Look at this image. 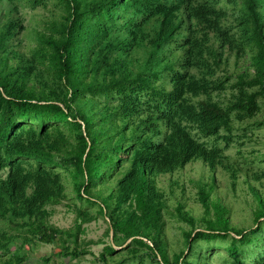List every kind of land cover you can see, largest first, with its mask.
<instances>
[{
	"label": "trees",
	"instance_id": "16d2710c",
	"mask_svg": "<svg viewBox=\"0 0 264 264\" xmlns=\"http://www.w3.org/2000/svg\"><path fill=\"white\" fill-rule=\"evenodd\" d=\"M222 1L0 0V264L79 259L92 244L95 264H210L198 241L215 238L230 239L231 264H264L240 258L261 241L263 172L220 147L264 108V0ZM22 4L50 15L28 26ZM195 164L187 197L173 177ZM217 173L233 191L242 177L251 225L232 223ZM65 181L95 211L74 204L58 227ZM98 215L107 242L81 237ZM166 218L185 224L171 254ZM42 243L50 256L31 261Z\"/></svg>",
	"mask_w": 264,
	"mask_h": 264
},
{
	"label": "rangeland",
	"instance_id": "374dc122",
	"mask_svg": "<svg viewBox=\"0 0 264 264\" xmlns=\"http://www.w3.org/2000/svg\"><path fill=\"white\" fill-rule=\"evenodd\" d=\"M48 1L47 9H55V2H53V0ZM222 2L225 3V0ZM221 5H223V3H221ZM19 8L21 13H23L24 23L28 26L35 24L42 15H50L49 10L40 6L32 9L29 5L22 4ZM2 13L3 9L0 6V15ZM244 122L246 123V126L243 125ZM233 134L235 135L233 142L228 146L221 143L220 147L223 148L226 154L230 155L232 161L238 163L244 169L252 168L263 172L264 182V108H262V111L251 121L244 120L242 123L237 121V128H235ZM200 169L201 166L198 164L186 166L173 177L178 178V181L181 184H184L187 197L192 196L195 192L190 179H197L202 173ZM58 170L62 176H65V173L61 169ZM167 178L168 176H166L163 181L166 189ZM214 179L217 195L222 201L231 207L232 223L241 227L251 225L252 219L250 209L246 205V199H249V195L246 193L245 185L241 183L242 177L237 180L235 191L232 190L229 183V177L225 173H217L214 175ZM65 188L66 199H64L59 205L51 207L53 209V214L50 221L58 227L72 226L74 218L72 206L74 204L89 209L93 213L95 211V207H91L84 201L78 200L75 197L72 187L67 181H65ZM188 203V205L193 207L195 214L198 215L201 213L202 209L198 203H193L192 199L189 200ZM84 227L85 233L81 236L83 239H103L105 242L108 241V237L104 235L107 224L102 216L98 215L94 221L84 224ZM182 227H185V224L178 222L175 219L166 218V233L170 244V254L183 248V239L181 235ZM261 234V241L258 246L251 245L243 248V253H241L240 258L246 263H252L257 254L264 252V224L262 226ZM229 242L230 239L215 238L211 240H199L198 244L201 252L205 253V256L208 257L210 264H231L232 258L226 250ZM89 247L92 251L91 254H86L79 259L68 260L67 258L51 257V260L47 264H95L94 257L102 251V245L92 244ZM53 249L54 246L51 244L42 243L32 246L29 250L30 259L33 262L40 261L42 257H49ZM187 252L188 251L186 250V253Z\"/></svg>",
	"mask_w": 264,
	"mask_h": 264
},
{
	"label": "water",
	"instance_id": "95a60500",
	"mask_svg": "<svg viewBox=\"0 0 264 264\" xmlns=\"http://www.w3.org/2000/svg\"><path fill=\"white\" fill-rule=\"evenodd\" d=\"M111 235H112V230H110V237H111Z\"/></svg>",
	"mask_w": 264,
	"mask_h": 264
}]
</instances>
